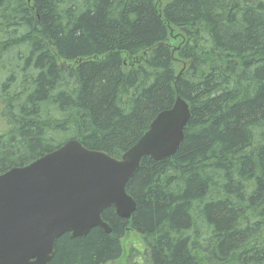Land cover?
Listing matches in <instances>:
<instances>
[{
	"label": "trees",
	"instance_id": "16d2710c",
	"mask_svg": "<svg viewBox=\"0 0 264 264\" xmlns=\"http://www.w3.org/2000/svg\"><path fill=\"white\" fill-rule=\"evenodd\" d=\"M186 101L177 153L142 161L132 219L65 234L50 264H264V2L0 0V175L70 140L120 159Z\"/></svg>",
	"mask_w": 264,
	"mask_h": 264
},
{
	"label": "water",
	"instance_id": "95a60500",
	"mask_svg": "<svg viewBox=\"0 0 264 264\" xmlns=\"http://www.w3.org/2000/svg\"><path fill=\"white\" fill-rule=\"evenodd\" d=\"M190 119L188 103L178 97L120 159L70 140L0 175V264H50L65 234L85 237L100 228L110 235L102 216L109 207L129 221L136 202L128 183L145 158L160 162L177 153Z\"/></svg>",
	"mask_w": 264,
	"mask_h": 264
},
{
	"label": "rangeland",
	"instance_id": "374dc122",
	"mask_svg": "<svg viewBox=\"0 0 264 264\" xmlns=\"http://www.w3.org/2000/svg\"><path fill=\"white\" fill-rule=\"evenodd\" d=\"M262 1L264 0H256ZM123 256L115 262L109 264H149L144 256L146 249L142 237L134 232L129 231L122 241Z\"/></svg>",
	"mask_w": 264,
	"mask_h": 264
}]
</instances>
